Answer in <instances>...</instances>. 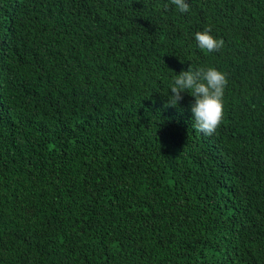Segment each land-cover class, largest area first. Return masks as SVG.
Returning a JSON list of instances; mask_svg holds the SVG:
<instances>
[{
    "label": "trees",
    "instance_id": "obj_1",
    "mask_svg": "<svg viewBox=\"0 0 264 264\" xmlns=\"http://www.w3.org/2000/svg\"><path fill=\"white\" fill-rule=\"evenodd\" d=\"M189 2L0 0V264H264V0ZM210 66L211 137L165 106Z\"/></svg>",
    "mask_w": 264,
    "mask_h": 264
},
{
    "label": "clouds",
    "instance_id": "obj_2",
    "mask_svg": "<svg viewBox=\"0 0 264 264\" xmlns=\"http://www.w3.org/2000/svg\"><path fill=\"white\" fill-rule=\"evenodd\" d=\"M179 14H189V0H169ZM198 48L206 53L219 52L224 47V40L213 34L212 26L194 34ZM228 85L227 74L215 67L189 68L175 75L170 85L171 95L166 107H178L183 100L182 93L188 92L195 98L191 104L193 128L204 136H213L222 127L226 111L224 106L225 89Z\"/></svg>",
    "mask_w": 264,
    "mask_h": 264
}]
</instances>
